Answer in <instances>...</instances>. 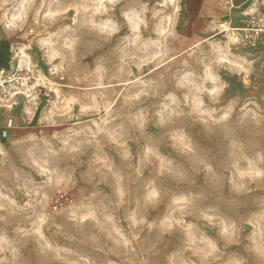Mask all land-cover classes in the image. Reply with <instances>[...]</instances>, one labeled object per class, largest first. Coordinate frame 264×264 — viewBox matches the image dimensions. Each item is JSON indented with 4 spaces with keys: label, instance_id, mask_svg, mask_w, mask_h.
Segmentation results:
<instances>
[{
    "label": "rangeland",
    "instance_id": "obj_1",
    "mask_svg": "<svg viewBox=\"0 0 264 264\" xmlns=\"http://www.w3.org/2000/svg\"><path fill=\"white\" fill-rule=\"evenodd\" d=\"M187 21L184 0H0L34 88L0 94V264H264V38Z\"/></svg>",
    "mask_w": 264,
    "mask_h": 264
},
{
    "label": "built area",
    "instance_id": "obj_2",
    "mask_svg": "<svg viewBox=\"0 0 264 264\" xmlns=\"http://www.w3.org/2000/svg\"><path fill=\"white\" fill-rule=\"evenodd\" d=\"M226 4L232 6L231 0H227ZM244 19L240 25H233L230 21H220L219 23L214 21V24L217 23V29L220 32L228 34L230 39L237 44H251L254 45L262 38H264V0H250L248 7L244 11ZM9 25V24H8ZM24 68L18 65L10 64L9 67L0 69V94L1 91L4 93L5 97L11 99L17 95L23 94L29 96L32 87V76L28 72L24 73ZM52 73L58 77V80H64V68H56ZM16 74H22L21 77L13 79ZM14 82V83H12ZM4 83H8L7 86H4ZM11 89L7 92L6 88ZM43 96L48 98L51 96L49 91L41 92ZM63 101V99H61ZM12 107V103L8 105ZM9 107V108H10ZM13 119L10 118L7 123V127H11ZM7 135V129L3 130V136Z\"/></svg>",
    "mask_w": 264,
    "mask_h": 264
},
{
    "label": "crops",
    "instance_id": "obj_3",
    "mask_svg": "<svg viewBox=\"0 0 264 264\" xmlns=\"http://www.w3.org/2000/svg\"><path fill=\"white\" fill-rule=\"evenodd\" d=\"M226 1L227 0H184V10L187 13L188 27H191L194 33H207L209 29L217 28V23L220 21H230L235 26L240 25L243 22L245 17L244 11L248 7L250 0H231L232 6H228ZM214 21L217 23L214 24ZM5 46L3 42L0 44V69L9 67L10 65ZM7 110L10 111V109ZM7 110H1L6 118L0 113V139L16 134L17 130L15 126H13L15 117ZM10 118L13 119V123L12 126L8 128L7 123ZM5 128L7 129V135L3 136V130Z\"/></svg>",
    "mask_w": 264,
    "mask_h": 264
}]
</instances>
